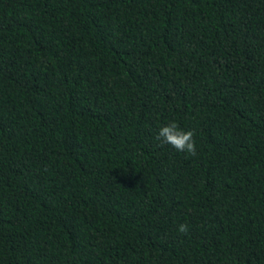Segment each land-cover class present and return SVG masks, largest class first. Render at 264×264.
Here are the masks:
<instances>
[{
    "label": "trees",
    "instance_id": "16d2710c",
    "mask_svg": "<svg viewBox=\"0 0 264 264\" xmlns=\"http://www.w3.org/2000/svg\"><path fill=\"white\" fill-rule=\"evenodd\" d=\"M0 264H264V0H0Z\"/></svg>",
    "mask_w": 264,
    "mask_h": 264
},
{
    "label": "clouds",
    "instance_id": "9594fccd",
    "mask_svg": "<svg viewBox=\"0 0 264 264\" xmlns=\"http://www.w3.org/2000/svg\"><path fill=\"white\" fill-rule=\"evenodd\" d=\"M193 137L194 133L192 131L181 130L176 123H170L162 127L157 135L158 140H162L163 143L170 145L177 152H184L195 156L196 143ZM178 231L181 234H188L189 227L187 224H181L178 226Z\"/></svg>",
    "mask_w": 264,
    "mask_h": 264
}]
</instances>
